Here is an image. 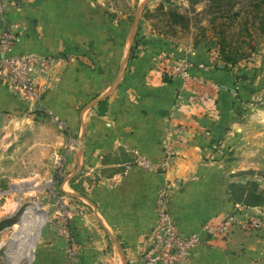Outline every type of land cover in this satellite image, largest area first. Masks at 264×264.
<instances>
[{"label":"crops","instance_id":"0c3cea01","mask_svg":"<svg viewBox=\"0 0 264 264\" xmlns=\"http://www.w3.org/2000/svg\"><path fill=\"white\" fill-rule=\"evenodd\" d=\"M106 10L104 0H22L6 3L0 15V30L10 25L15 32V54L54 58L49 69L33 74L43 112L52 109L77 136L94 139V145L78 150L74 176L67 181L81 172L86 153H109V161L99 164L109 167V176L94 181L84 195L75 189L70 194L87 203L85 212L73 214L72 239H52L44 231L43 246L29 264H142L158 223L160 187L173 186L171 214L183 234H192L206 221L238 209L225 187L227 169L264 166L262 158H252L264 153V94L258 100L252 76L236 81L229 68L215 70L204 46L167 48L160 35L150 42L139 32L145 25L141 21L131 34L127 20L117 23L104 15ZM137 48L139 54L131 58ZM158 51L186 57L191 72L209 78L208 84L182 86L179 80L163 79L154 61ZM73 56H88L95 65ZM98 61L106 74L100 83L94 75ZM107 94L109 123L81 112L80 107ZM248 98L259 103H247ZM31 107L0 80V170L40 172L48 167L51 137L62 147L65 136L39 118L42 109L35 116ZM179 126L185 139L177 146L178 157L164 163L167 135ZM220 149L251 156L218 161L211 155ZM18 153L26 157L18 160ZM67 187L69 182L64 191ZM257 234L238 231L226 243L212 239L186 264H261L264 239Z\"/></svg>","mask_w":264,"mask_h":264},{"label":"rangeland","instance_id":"374dc122","mask_svg":"<svg viewBox=\"0 0 264 264\" xmlns=\"http://www.w3.org/2000/svg\"><path fill=\"white\" fill-rule=\"evenodd\" d=\"M104 1L107 8L104 15L117 23L127 20L131 34L133 25L136 23L138 27L140 24L138 22L141 21L145 25L139 29V32H145L150 42L153 35H160L162 36L161 44L167 48L175 44L184 47L204 46L215 70L229 68L236 81L243 80L240 76H252V82L256 83L253 88L257 89L258 100L264 94V0ZM143 3L146 4L142 6ZM172 11L184 15L188 20H177L170 15ZM136 51L140 50L137 48L133 51L131 58L139 54ZM154 57L157 70L162 72V78L171 79L169 73H166L165 66L170 64L176 56L167 51H158ZM71 58H74L76 62H85L82 64L87 66L90 63L95 65L93 59L88 56ZM96 66L98 71L94 75L99 77L98 82L100 83L106 74L101 72L99 61ZM115 75L114 73L113 76ZM193 76L195 78L191 81V83L194 82L193 84L207 85L210 80L197 74ZM216 88L218 89V85ZM253 93L256 95L255 92ZM108 95L105 98L98 95L89 106L87 104L80 107L81 112L89 111L94 114V118L102 121L108 120L109 123ZM249 98L245 99L247 103H259L257 99L252 101ZM43 109L39 105L31 107L32 113H36L35 116L40 114L39 118L48 123L55 133L58 132L65 136L64 141L62 147L61 145L56 146V139L51 137V145L54 147H51L46 162L48 167L40 172L30 169L17 171L14 168L0 170V264H29L39 248L43 246L44 239L41 236L44 231L50 233L52 239L65 241L68 235L71 240L73 214H77V211L85 212L87 203L81 198L71 197L70 194H74L73 189H75L78 194L84 195L86 188H89L94 181L109 176V167L99 165L103 161H109V153L93 152L85 154V166L81 172L67 181L70 174L74 176V163L77 160L78 150L85 144L94 145V139L89 137L86 141L85 135L77 136L74 129L59 118L52 109L48 108L44 112ZM37 111L41 112L38 114ZM99 126L102 125H92V128L96 129ZM104 129L107 130V128ZM27 139L26 137L25 141ZM172 139V135H167L165 150L171 145ZM165 150L164 163L167 159ZM177 150L178 147L170 158L171 162L178 157ZM135 155L137 159L138 154L134 153ZM211 156H215L218 161H223L233 158L241 160L251 155L248 153L232 154L221 150ZM16 157L20 160L26 155L18 153ZM253 157L264 160V153H257ZM90 162L96 166L90 167ZM221 172L224 171L221 170ZM226 173L227 176L223 175V178H225V187L231 202L238 206V209L250 211L249 215L258 222V226L248 232L253 234L256 232L264 239L263 164L257 168L227 169ZM66 182H69L71 188L67 187L64 191ZM165 188L168 191L167 203L171 213L170 202L173 199V193L171 194L173 186L166 183ZM254 208L256 209L253 210ZM261 264H264V259Z\"/></svg>","mask_w":264,"mask_h":264},{"label":"built area","instance_id":"2783aa9c","mask_svg":"<svg viewBox=\"0 0 264 264\" xmlns=\"http://www.w3.org/2000/svg\"><path fill=\"white\" fill-rule=\"evenodd\" d=\"M22 0H0V15L4 13L6 3L17 5ZM16 35L12 26L6 25L0 30V80L13 92L19 93L27 103L40 104V94L33 74L45 72L53 64L54 58L29 53L15 54L13 47ZM166 73L183 85L194 81L191 64L186 57H178L165 66ZM194 83V82H193ZM185 129L182 126L170 131L173 136L167 146L165 163L171 162L177 146L184 141ZM146 164L144 159L141 160ZM170 194V193H169ZM168 191L165 185L160 187L156 199L157 227L151 233L148 249L142 255V264H185L191 254L204 247L212 239L220 238L225 243L238 232H248L258 226V222L242 209H235L219 221L208 220L198 232L183 234L168 210Z\"/></svg>","mask_w":264,"mask_h":264},{"label":"trees","instance_id":"16d2710c","mask_svg":"<svg viewBox=\"0 0 264 264\" xmlns=\"http://www.w3.org/2000/svg\"><path fill=\"white\" fill-rule=\"evenodd\" d=\"M212 2L214 0H211ZM259 1H262V0H259ZM170 15H172L173 17H175L177 20H188L184 15L180 14V13H177V12H170Z\"/></svg>","mask_w":264,"mask_h":264},{"label":"water","instance_id":"95a60500","mask_svg":"<svg viewBox=\"0 0 264 264\" xmlns=\"http://www.w3.org/2000/svg\"><path fill=\"white\" fill-rule=\"evenodd\" d=\"M145 4H146V3H143V4H142V6H144ZM242 79H244V80H245V79H246V77H245V76H243V77H242ZM224 89H228V88H225V87H224Z\"/></svg>","mask_w":264,"mask_h":264}]
</instances>
